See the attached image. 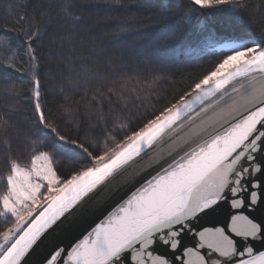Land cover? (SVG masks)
Instances as JSON below:
<instances>
[{"label":"snow or ice","instance_id":"snow-or-ice-1","mask_svg":"<svg viewBox=\"0 0 264 264\" xmlns=\"http://www.w3.org/2000/svg\"><path fill=\"white\" fill-rule=\"evenodd\" d=\"M76 5L45 0L17 14V31L0 27V72L14 97L27 96L43 134L26 140L24 163L13 151L19 125L0 117V264H33L67 223H78L79 234L39 264H264V87H256L264 81V31L221 34L208 23L250 12L252 0L175 5L192 31L169 35L196 71L171 98L158 94L163 74L146 77L156 93L150 111L130 114L121 102L113 111L109 89L108 110L97 107L95 123L73 135L42 103V44L62 23L73 40L84 19ZM17 77L27 89L15 88ZM60 157L75 164L65 171Z\"/></svg>","mask_w":264,"mask_h":264},{"label":"trees","instance_id":"trees-1","mask_svg":"<svg viewBox=\"0 0 264 264\" xmlns=\"http://www.w3.org/2000/svg\"><path fill=\"white\" fill-rule=\"evenodd\" d=\"M45 0H0V27L17 31V14L31 12ZM186 0H77L76 11L83 23L73 40H65L67 25H57L43 39L44 96L42 103L56 115L65 119L66 131L76 134L79 125L94 124L96 108L105 105L109 89L113 98L111 109L117 102L127 104L129 113L152 110V89L143 81L153 73L163 74L158 81V94L171 98L180 90V82L196 71L187 62L184 50L169 33L176 28L192 29L179 18L180 8ZM250 12L237 16L210 17L208 23L221 34H241L259 38L264 31V0H252ZM18 4L27 8L17 7ZM43 23V21H39ZM12 46H18V37H11ZM22 43V41H20ZM2 59V58H0ZM212 58L209 57V60ZM6 63V61H5ZM123 73V74H122ZM17 90L28 88L26 79L14 78ZM103 97V99H102ZM95 98V99H94ZM17 104L18 112H11ZM156 104L155 107H159ZM12 115L21 135L13 139V151L24 163L31 150L26 140L40 137L41 128L32 118L27 96L14 97L11 84L0 72V117ZM135 119V117H133ZM11 122V121H10ZM75 122V128L67 124ZM4 150L0 146V173L4 172ZM65 171L75 164L69 157L57 161ZM0 183V190H2Z\"/></svg>","mask_w":264,"mask_h":264},{"label":"water","instance_id":"water-1","mask_svg":"<svg viewBox=\"0 0 264 264\" xmlns=\"http://www.w3.org/2000/svg\"><path fill=\"white\" fill-rule=\"evenodd\" d=\"M257 88L264 87V81L258 82ZM260 215V213H257ZM211 218H207L206 222H209ZM80 228L78 223H67L60 230L54 233L45 241V244L41 247L40 251L33 258V264H39V261L55 246L60 244H67L72 238L79 234Z\"/></svg>","mask_w":264,"mask_h":264}]
</instances>
